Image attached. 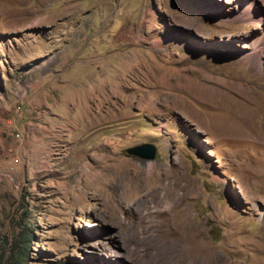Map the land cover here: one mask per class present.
<instances>
[{"label": "rangeland", "instance_id": "1", "mask_svg": "<svg viewBox=\"0 0 264 264\" xmlns=\"http://www.w3.org/2000/svg\"><path fill=\"white\" fill-rule=\"evenodd\" d=\"M261 104L264 0H0V264H264Z\"/></svg>", "mask_w": 264, "mask_h": 264}, {"label": "bare ground", "instance_id": "2", "mask_svg": "<svg viewBox=\"0 0 264 264\" xmlns=\"http://www.w3.org/2000/svg\"><path fill=\"white\" fill-rule=\"evenodd\" d=\"M205 97H207L206 95H204ZM208 98V97H207ZM210 100H211V97L209 98ZM230 103H228V100L226 101V102H224V105H229ZM262 105V107H264V104H261ZM243 116H244V118L245 119H247L249 122H257L259 119H261V122H264V114H263V117H259V116H257L255 113H253V112H251L250 110H245L244 112H243ZM132 164H134V163H132ZM130 163L129 162H127V161H122L121 162V164L116 168V170H115V172L113 173L120 181H122V184H123V182H125L127 179H128V174H129V167H130ZM116 167V166H115ZM115 167L113 168V169H115ZM134 168H135V166H134ZM132 169V168H131ZM135 170V169H134ZM141 171V170H140ZM146 171V175L149 177V179H147L146 181H148V180H150L152 177H153V175H154V173H153V169H146L145 170ZM130 172H132V171H130ZM135 173V172H134ZM137 174H139L138 172H137ZM113 175V176H114ZM139 175H141V174H139ZM145 175V174H144ZM112 176V175H111ZM138 176V175H137ZM146 176V177H147ZM131 177V176H130ZM139 177V176H138ZM114 178V177H113ZM154 178V177H153ZM156 178H158V177H156ZM167 178H169V177H167ZM114 179H116V178H114ZM142 179V178H141ZM162 180V179H161ZM160 180V181H161ZM110 181V180H109ZM113 180H111V182H112ZM145 181V182H146ZM150 181H153V180H150ZM158 181H159V179H158ZM119 182V181H118ZM139 183H140V181H138ZM145 182H143V180H142V182L141 183H145ZM154 182V181H153ZM117 183V182H116ZM126 183V182H125ZM162 183V182H161ZM163 183H164V181H163ZM128 184V183H127ZM130 184V183H129ZM135 184V183H134ZM151 184V183H150ZM157 184V183H156ZM113 185V184H112ZM115 185V184H114ZM120 185V184H119ZM137 185V184H136ZM136 185H132V186H136ZM142 185V184H141ZM147 185H148V183H147ZM166 185V184H165ZM131 186V185H130ZM130 186H128V187H130ZM138 186V185H137ZM146 186V185H145ZM161 185H159L158 187L159 188H161L160 187ZM163 186V185H162ZM171 186V185H170ZM119 187V186H118ZM138 187H140V186H138ZM137 187V188H138ZM142 187V186H141ZM166 187V186H165ZM116 188V187H115ZM121 188V187H120ZM123 188V187H122ZM135 187H133L132 189H134ZM158 188V189H159ZM163 188H164V186H163ZM162 188V189H163ZM130 189V188H129ZM139 189V188H138ZM168 189V188H167ZM139 190H141V189H139ZM143 190V189H142ZM171 190H173V189H171ZM129 191V190H128ZM134 191V190H133ZM158 191V190H157ZM165 191V190H164ZM132 192V191H131ZM130 192V193H131ZM136 192H137V189H136ZM169 192H170V189H169ZM158 193V192H157ZM159 193H160V191H159ZM163 193V192H162ZM160 195V194H159ZM166 196V195H165ZM170 196H171V194H170ZM169 196V197H170ZM163 197V196H162ZM175 203V202H174ZM177 204V203H176ZM182 231V230H181ZM181 231H180V236L179 237H181ZM177 232V231H176ZM183 232V231H182ZM172 233H173V231H172ZM173 235V234H172ZM176 235V234H175ZM171 236V235H170ZM175 238V237H174ZM181 239H196L191 233H187L186 234V236H182V238ZM183 241V240H182ZM190 245H192V244H190ZM201 247H202V245H201ZM185 250V249H184ZM204 250V249H203ZM203 254L205 253V250H204V252H202ZM187 254V253H186ZM185 255V254H184ZM207 256V255H206ZM182 257H184V256H182ZM208 257V256H207ZM175 261V260H174ZM178 262V261H177Z\"/></svg>", "mask_w": 264, "mask_h": 264}, {"label": "water", "instance_id": "3", "mask_svg": "<svg viewBox=\"0 0 264 264\" xmlns=\"http://www.w3.org/2000/svg\"><path fill=\"white\" fill-rule=\"evenodd\" d=\"M129 156H136L146 161H153L156 157L157 149L152 144H143L127 150Z\"/></svg>", "mask_w": 264, "mask_h": 264}, {"label": "trees", "instance_id": "4", "mask_svg": "<svg viewBox=\"0 0 264 264\" xmlns=\"http://www.w3.org/2000/svg\"><path fill=\"white\" fill-rule=\"evenodd\" d=\"M26 241L27 240H21V242H19L21 244L18 246V248H17V250L15 252V262H14V264H16L17 261H19V262L21 261L18 264H24V262H25V259H24V256H25V254H24L25 246H24V244H25Z\"/></svg>", "mask_w": 264, "mask_h": 264}]
</instances>
